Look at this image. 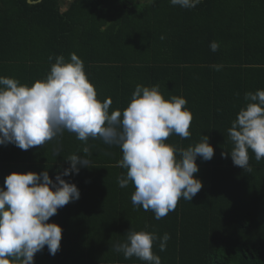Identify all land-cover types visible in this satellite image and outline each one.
Instances as JSON below:
<instances>
[{
    "label": "trees",
    "instance_id": "16d2710c",
    "mask_svg": "<svg viewBox=\"0 0 264 264\" xmlns=\"http://www.w3.org/2000/svg\"><path fill=\"white\" fill-rule=\"evenodd\" d=\"M31 1L0 0V76L30 87L50 72L49 56L70 62L75 53L97 99H112L110 114L123 112L138 84H158L165 99L185 98L193 116L190 138L174 134L165 143L187 149L205 135L214 148L210 161L196 160L202 189L156 220L133 206L131 182L119 186L127 170L115 166L117 145L100 138L85 145L65 131L27 151L0 146V187L12 173L47 170L55 182L70 167L67 158L89 148V168L62 177L77 186L79 200L48 221L62 228L60 250L52 256L45 246L34 264H146L111 250L130 229L170 235L165 251L153 245L162 264H264V159L250 150L252 172L234 166L227 131L246 107L245 93L264 90V0H203L192 10L169 0Z\"/></svg>",
    "mask_w": 264,
    "mask_h": 264
},
{
    "label": "clouds",
    "instance_id": "9594fccd",
    "mask_svg": "<svg viewBox=\"0 0 264 264\" xmlns=\"http://www.w3.org/2000/svg\"><path fill=\"white\" fill-rule=\"evenodd\" d=\"M169 2L192 10L203 0ZM219 47L216 41L210 43L212 52ZM53 59L46 78L30 87L0 76V146L12 144L27 151L56 140L65 131L85 145L89 138L117 145L122 159L115 166L127 170L126 175L118 177L119 186L125 188L131 182L135 189L133 206L151 210L156 220L174 211L181 199L191 201L196 196L203 186L194 177L199 171L196 160L210 161L214 156L209 137L203 135L201 142L187 149L165 143L174 134L181 139L191 137L193 116L185 98L165 99L158 84H138L123 112L117 109L110 114L112 99H97L83 61L75 53L70 54V62H65L62 55L48 57L49 61ZM211 67L220 71L223 65ZM244 99L246 107L227 131L233 144V165L251 173L249 151L257 162L264 159V90L246 92ZM82 151L83 156L72 154L67 158L70 167L58 173L55 182L47 170L6 176L0 187V264H34L35 254L45 246L52 256L60 250L62 228L48 221L59 209L80 198L77 186L62 177L89 168V148L85 146ZM54 153L58 155V149ZM228 154L222 152L225 158ZM169 239L168 233L159 237L154 232L130 229L111 250L122 253L125 259L135 257L146 264H162L153 245L159 241L163 252Z\"/></svg>",
    "mask_w": 264,
    "mask_h": 264
},
{
    "label": "water",
    "instance_id": "95a60500",
    "mask_svg": "<svg viewBox=\"0 0 264 264\" xmlns=\"http://www.w3.org/2000/svg\"><path fill=\"white\" fill-rule=\"evenodd\" d=\"M67 1H71V0H67ZM28 2H29V3H35V2H33V1H31V0H28Z\"/></svg>",
    "mask_w": 264,
    "mask_h": 264
},
{
    "label": "rangeland",
    "instance_id": "374dc122",
    "mask_svg": "<svg viewBox=\"0 0 264 264\" xmlns=\"http://www.w3.org/2000/svg\"><path fill=\"white\" fill-rule=\"evenodd\" d=\"M61 5H64V2L62 1Z\"/></svg>",
    "mask_w": 264,
    "mask_h": 264
}]
</instances>
